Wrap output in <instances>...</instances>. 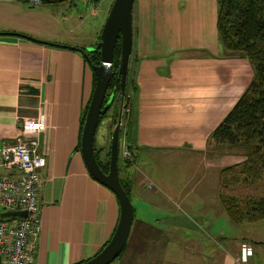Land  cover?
<instances>
[{"label":"crops","instance_id":"obj_1","mask_svg":"<svg viewBox=\"0 0 264 264\" xmlns=\"http://www.w3.org/2000/svg\"><path fill=\"white\" fill-rule=\"evenodd\" d=\"M1 5L0 147L18 143L22 124L46 114L37 138L46 166L34 264H77L105 245L119 213L115 195L90 176L76 150L93 71L74 50L8 34L61 43L57 28L12 19L37 16L35 10ZM132 15L137 89L122 140L135 160L125 168L120 157L119 177L131 183L127 247L133 242L111 264H243L242 244L252 249L246 264H264V244L246 239V226L231 224L218 198L223 165L240 156L206 153L209 136L253 76L247 59L218 43L217 0H135Z\"/></svg>","mask_w":264,"mask_h":264},{"label":"trees","instance_id":"obj_2","mask_svg":"<svg viewBox=\"0 0 264 264\" xmlns=\"http://www.w3.org/2000/svg\"><path fill=\"white\" fill-rule=\"evenodd\" d=\"M64 1L66 0H42L40 6L58 4ZM7 3H19L24 7L27 6L28 9L40 7L30 6L23 2ZM216 27L220 47L231 56L237 55L247 59L253 72L252 80L248 88L208 138V145L213 147L216 151H222L228 148L244 150L245 159L240 164L225 167L220 171L221 188L235 189V186L239 183H257L260 179L262 180L264 178V0H217ZM77 52L84 57L90 68L100 66L101 56L99 50L88 52L85 49L79 48ZM131 56L123 100L124 107L130 106V101L134 100L136 96L135 90L137 89V73L135 72V64L132 62ZM119 63L120 40L118 39L114 50L113 63L111 65V78L104 104L109 95L113 97L112 104L115 102L120 103V80L118 78ZM94 86L95 75L93 73V89ZM89 102L81 117V128L76 149L78 151H80V133ZM112 104L109 109L100 116L98 125L109 115ZM125 116H127V114H125ZM112 121L114 128L117 124V118L114 117ZM125 124L126 121L123 122V126ZM120 130L119 146L122 142L123 127ZM124 141L130 149L127 141ZM94 152L100 168L104 173H107L109 166V151L106 153V163H103V161L100 160L101 149L96 148L94 140ZM122 161V165L125 168L133 164L125 160ZM119 162L120 155L118 154V171H120ZM120 183L130 198V181L120 178ZM218 198L231 224L239 226L264 222V193L257 199L249 198L243 202H240L234 197L222 194H219ZM114 232L115 229L109 240L98 252L106 246ZM126 247L127 244L121 254L125 251ZM82 262L84 261L77 264Z\"/></svg>","mask_w":264,"mask_h":264},{"label":"water","instance_id":"obj_3","mask_svg":"<svg viewBox=\"0 0 264 264\" xmlns=\"http://www.w3.org/2000/svg\"><path fill=\"white\" fill-rule=\"evenodd\" d=\"M135 0H114L100 35V41L94 50H99L101 56L100 66L92 67L95 75V86L90 98L88 109L84 118L80 133V152L90 176L107 187L115 195L119 206V218L115 232L106 246L91 258L80 264H111L124 249L134 219V209L130 198L121 186L118 171V154L120 143V129L122 118V106L128 78V68L132 52L133 20L132 10ZM32 42L56 46L69 50L78 51L79 48L39 41L23 34L8 33ZM118 39L120 40V63L118 67V78L120 80V110L113 132L110 138V155L108 172L104 173L100 168L95 152L94 137L99 118L111 106L113 97L109 96L105 102L108 85L111 78V65L113 63L114 50ZM88 51V52H92ZM1 218H25V212H4Z\"/></svg>","mask_w":264,"mask_h":264},{"label":"built area","instance_id":"obj_4","mask_svg":"<svg viewBox=\"0 0 264 264\" xmlns=\"http://www.w3.org/2000/svg\"><path fill=\"white\" fill-rule=\"evenodd\" d=\"M0 2H23L30 6L42 4V0ZM125 112L129 110L125 109ZM45 127L46 114L40 113L37 119L22 124L18 143L0 147V168L4 171L0 174V208L3 213H26L25 218L0 217V264H34L35 241L40 232V171L46 166L45 153L39 149L37 134ZM120 148L122 159L133 163L134 155L124 140ZM241 247L240 262L246 264L252 249L246 244Z\"/></svg>","mask_w":264,"mask_h":264},{"label":"rangeland","instance_id":"obj_5","mask_svg":"<svg viewBox=\"0 0 264 264\" xmlns=\"http://www.w3.org/2000/svg\"><path fill=\"white\" fill-rule=\"evenodd\" d=\"M113 1L114 0H66L58 4L42 5L40 7H36L33 9H28L27 6H25V8L28 9L29 11L35 10L37 12V16H32V15L22 16L24 14L19 13L13 15L12 19L13 21H17V22L35 23L41 26L43 28V31H47L49 29H52L53 27L54 29L57 28L58 33L61 35V39L59 40L61 41L60 44L71 47L77 46L80 47L81 49H85L86 51H92L93 49L96 48V45L99 43V38L102 32V28ZM1 4L0 7L5 6ZM8 11L9 12L16 11V8H11ZM50 18L54 19L56 25L53 24V21L50 22ZM36 20H43L46 24L45 25L39 24V22H37ZM134 41H135V35L133 37L132 50L134 46ZM125 109H128L130 111V107L123 106V108L121 109L123 112L122 118L125 116V114L128 115L129 113V112H125ZM119 110H120V103L115 102L114 104H112V107L109 110V115L98 125L95 132V137H94L95 146L96 148L101 149L100 160L103 161V163H106L107 151H109L110 153V141H108V135H110L113 131L110 132V134H108V130L110 128L114 129L112 120L114 117L117 118L118 120ZM126 117L127 116H125L123 120L121 118V129L123 127V122L125 121ZM37 138H38V134H37ZM106 138H107V142L105 143ZM102 143H105V145H101ZM120 146H119V155L121 149ZM206 153L209 157H214V158L218 156L223 158V156H227L229 154L239 155L240 158H238L236 160V163H234L233 165L240 164L245 159L244 150L238 148L235 149L228 148V149H223L222 151H216L213 147H210L208 145V140H207ZM123 160L129 162L126 159ZM223 166H224L223 168L228 167L225 165ZM263 193H264V178L262 180L260 179L257 183H246V184L239 183L237 186H235V189L222 188L220 192V194L229 197H234L238 199L240 202H243L244 200L249 198L257 199L261 197ZM130 200L132 206H134V201L131 197ZM1 213H3V211L0 208V214ZM242 226H246L244 233L246 235L245 237L246 239H248L250 242L255 241L256 243L264 244V222H260V224L257 223L253 225L243 224L237 227H242ZM237 232H238L237 234L238 237L239 235H243V232L241 230H238ZM245 235H243L239 241H243L242 239L244 238ZM132 242L133 239L131 240L130 238L127 248H130L132 246ZM241 250L242 247H240V252ZM241 256H242V252L239 261H241Z\"/></svg>","mask_w":264,"mask_h":264}]
</instances>
